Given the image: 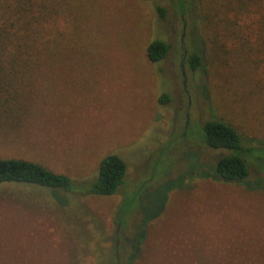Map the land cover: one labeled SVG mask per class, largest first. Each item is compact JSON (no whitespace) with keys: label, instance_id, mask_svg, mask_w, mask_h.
<instances>
[{"label":"rangeland","instance_id":"1","mask_svg":"<svg viewBox=\"0 0 264 264\" xmlns=\"http://www.w3.org/2000/svg\"><path fill=\"white\" fill-rule=\"evenodd\" d=\"M41 1L63 41L0 90V158L70 183H0V264H264V53L214 40V0ZM212 119L251 149L245 178L214 173ZM108 153L123 182L90 194Z\"/></svg>","mask_w":264,"mask_h":264},{"label":"trees","instance_id":"2","mask_svg":"<svg viewBox=\"0 0 264 264\" xmlns=\"http://www.w3.org/2000/svg\"><path fill=\"white\" fill-rule=\"evenodd\" d=\"M54 7L41 0H0V90L4 76L20 69L41 64H54L55 54L62 38L53 34L54 22L46 15ZM254 36L256 39H252ZM214 40L221 46L249 55L264 53V0H214ZM167 45L152 40L145 47L149 61L164 57ZM264 57L261 56V61ZM200 63L196 53H189L186 65L194 70ZM161 98L166 99L165 95ZM4 99L0 102H3ZM202 143L210 149H223L227 153L214 163V173L224 180H241L247 175L245 155L251 149L241 145L238 134L218 119L202 125ZM125 163L115 154L108 153L99 159L95 180L87 188L94 195H110L123 182ZM23 182L51 188L67 189L69 178L55 173L39 163L21 158H0V183Z\"/></svg>","mask_w":264,"mask_h":264},{"label":"crops","instance_id":"3","mask_svg":"<svg viewBox=\"0 0 264 264\" xmlns=\"http://www.w3.org/2000/svg\"><path fill=\"white\" fill-rule=\"evenodd\" d=\"M16 74H17V73H13V72L8 73L7 75L4 76V79L7 80V82H8V80L11 79L10 76H14V75H16Z\"/></svg>","mask_w":264,"mask_h":264}]
</instances>
